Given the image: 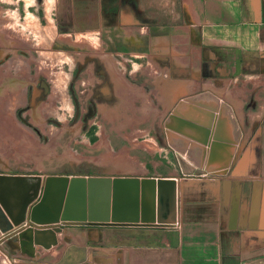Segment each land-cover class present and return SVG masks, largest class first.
<instances>
[{
    "label": "crops",
    "instance_id": "0c3cea01",
    "mask_svg": "<svg viewBox=\"0 0 264 264\" xmlns=\"http://www.w3.org/2000/svg\"><path fill=\"white\" fill-rule=\"evenodd\" d=\"M41 3L53 37L112 28L142 35L157 86L170 93L172 86L184 93L188 86H206L196 95L203 98L201 114L207 110L212 119L187 120L186 106H179L176 131L179 137L195 134L204 145L196 150H209L200 164L211 170L170 178L177 189L175 224L63 227V235H79L66 243L56 234L51 264H264V0ZM48 34L43 29L36 36ZM224 96L247 120L239 150L243 131L220 101Z\"/></svg>",
    "mask_w": 264,
    "mask_h": 264
},
{
    "label": "rangeland",
    "instance_id": "374dc122",
    "mask_svg": "<svg viewBox=\"0 0 264 264\" xmlns=\"http://www.w3.org/2000/svg\"><path fill=\"white\" fill-rule=\"evenodd\" d=\"M42 1L0 0V173L169 179L211 170L195 134L176 131L180 105L187 120L212 123L196 95L206 86L159 88L142 35L112 28L53 37ZM43 29L48 36L37 37ZM221 100L243 131L239 150L247 120ZM32 232L2 242L0 264H51L50 248L30 244ZM62 233L66 243L79 235Z\"/></svg>",
    "mask_w": 264,
    "mask_h": 264
},
{
    "label": "water",
    "instance_id": "95a60500",
    "mask_svg": "<svg viewBox=\"0 0 264 264\" xmlns=\"http://www.w3.org/2000/svg\"><path fill=\"white\" fill-rule=\"evenodd\" d=\"M176 190L170 178L0 173V244L29 228L49 249L63 227H168Z\"/></svg>",
    "mask_w": 264,
    "mask_h": 264
}]
</instances>
